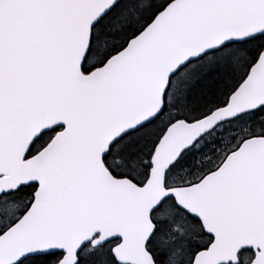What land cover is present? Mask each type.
I'll use <instances>...</instances> for the list:
<instances>
[{"label":"snow or ice","instance_id":"snow-or-ice-1","mask_svg":"<svg viewBox=\"0 0 264 264\" xmlns=\"http://www.w3.org/2000/svg\"><path fill=\"white\" fill-rule=\"evenodd\" d=\"M0 264H264V0H0Z\"/></svg>","mask_w":264,"mask_h":264}]
</instances>
